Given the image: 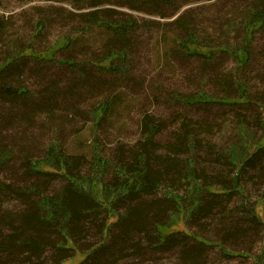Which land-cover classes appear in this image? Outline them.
Here are the masks:
<instances>
[{"label":"rangeland","instance_id":"1","mask_svg":"<svg viewBox=\"0 0 264 264\" xmlns=\"http://www.w3.org/2000/svg\"><path fill=\"white\" fill-rule=\"evenodd\" d=\"M151 1L147 4L140 0L137 7H131L124 0H99L97 6L92 0H0V24L4 28L0 36V62L27 48L34 51L19 58L0 77V81L27 90L26 96L16 99L0 97V150L11 156L7 165L0 164V181L14 183L15 177L25 180L23 170L18 169L24 160H42L52 147L65 156L83 157L79 170L87 174L93 163L94 143L107 158L118 150L127 153L146 138V121H155L161 127L155 137L160 154H166L165 146L184 124L195 131L204 145L226 151L240 141L241 131L236 122L240 112L250 115L248 108L195 103L192 98L202 90L214 97L236 98L237 81L243 82L250 96L257 100L253 107L264 118V26L252 34L246 65L239 67L233 53L243 45L248 11L259 6L264 9V0H170L156 4V0ZM92 11L108 20H132L138 24L129 36L124 66L119 64L118 70L96 67L107 49L119 47L110 41L109 30L88 25L82 17ZM186 25L197 35L199 43L215 47L216 52L205 57L187 53L179 45L185 38ZM54 50L50 59L35 57ZM216 71L224 82L231 79L234 83L222 86L214 75ZM51 88L59 94H49ZM109 100L113 106L96 126L94 111ZM248 123L255 132L254 138L259 139L263 134L260 124L251 118ZM198 154L199 161L194 165L201 174L212 157L206 152ZM189 156L193 153L186 150L180 159L184 161ZM9 166L18 168L14 171ZM112 176L109 172L105 178ZM257 176L250 171L241 180L244 196L237 193L224 202L229 210L223 215L230 219L227 224L240 223L253 230L248 223V209L264 196V181ZM201 180L204 185L205 179ZM64 184V179L55 177L49 184L50 194ZM166 184L176 194L191 198L187 184ZM165 186L157 191L158 198L165 195ZM244 200L247 207L242 204ZM22 204L10 197L2 208L16 213L23 208ZM263 207L260 205L257 210L264 222ZM124 209L125 206L121 211ZM201 222L187 220L181 229L210 242L202 264H257L255 259L264 245V224H258L253 235L250 232L236 242H225L216 228H201ZM97 239L95 234L88 236L84 248ZM220 244L240 255L226 256ZM150 255L142 264H184L177 250L160 249Z\"/></svg>","mask_w":264,"mask_h":264},{"label":"trees","instance_id":"2","mask_svg":"<svg viewBox=\"0 0 264 264\" xmlns=\"http://www.w3.org/2000/svg\"><path fill=\"white\" fill-rule=\"evenodd\" d=\"M92 1L94 6L99 5V0ZM124 1L131 7H137L140 0ZM142 1L147 4L152 2ZM168 1L156 0L155 4ZM260 7L248 11L243 45L233 50L239 67L249 61L252 34L264 26V9ZM82 17L88 25H100L109 30L110 41L119 47L107 49L96 67L118 70L119 64L124 66L126 45L138 24L132 20H108L98 11L84 13ZM184 27L185 38L179 41V45L187 53L205 57L216 52L215 47L199 43L190 27ZM3 31L0 24V36ZM55 51L38 53L35 57L50 59ZM32 54L34 51L27 48L8 56L4 62H0V77L19 58ZM214 75L222 86L230 87L231 82L234 83L231 79L224 82L218 71ZM236 87V98L214 97L205 90L192 98L195 103H221L248 108L250 115L240 112L236 122L241 131L240 141L226 151L217 150L214 145H204L195 131L184 124L165 146L166 154H160V144L155 137L161 127L155 121H146V138L127 153L122 149L112 158H107L101 153L99 145L94 143L93 163L87 174L79 170L83 157L65 156L54 147L42 160H24L21 167L16 168L23 170L25 180L15 177L14 183L0 181V264H142L150 254L160 249L177 250L184 264H202L210 242L205 237L181 229L187 220L203 221L201 228L203 225L209 229L216 228L225 242H236L250 232L253 235L258 224H264L257 210L258 206H264V196L248 209V223L253 230L242 227L240 223L227 224L230 219L223 217L229 211L224 202L237 193H244L241 184L243 177L254 171L261 182L264 181V118L253 107L258 102L250 96L246 85L237 81ZM50 90L49 94H59L55 88ZM26 93L25 87L17 88L5 80L0 81L2 98L16 99L26 96ZM112 106L113 102L109 100L95 109L96 126ZM250 118L263 129V134L257 140L253 136L255 132L250 130ZM251 149L253 152H250ZM186 150L192 152L193 156L183 161L180 155ZM199 152H206L212 157L201 174L194 165L196 160L199 161ZM127 155L128 161H125ZM10 159L8 151L0 150V164L5 166ZM9 168L16 171L15 166ZM109 172L114 176L107 180L105 176ZM55 177L64 179L65 184L58 192L50 194L49 184ZM201 179H205L204 185ZM169 181L187 184L191 198L166 187ZM163 186L166 193L158 198L157 191ZM10 197L22 201L20 211L12 213L2 208ZM245 202L242 204L247 207ZM124 206L125 209L121 211ZM171 209L175 213H171ZM91 234L98 239L84 248V241L86 243ZM219 246L228 257L240 255L221 244ZM255 260L257 264H264V245Z\"/></svg>","mask_w":264,"mask_h":264}]
</instances>
